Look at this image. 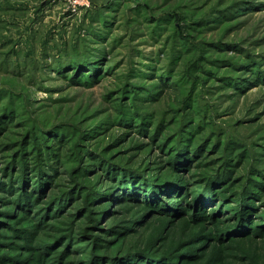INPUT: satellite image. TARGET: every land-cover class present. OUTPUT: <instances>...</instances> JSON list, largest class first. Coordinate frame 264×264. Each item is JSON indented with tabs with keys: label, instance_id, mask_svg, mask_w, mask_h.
Returning <instances> with one entry per match:
<instances>
[{
	"label": "rangeland",
	"instance_id": "rangeland-1",
	"mask_svg": "<svg viewBox=\"0 0 264 264\" xmlns=\"http://www.w3.org/2000/svg\"><path fill=\"white\" fill-rule=\"evenodd\" d=\"M69 1L0 0V264H264V0Z\"/></svg>",
	"mask_w": 264,
	"mask_h": 264
},
{
	"label": "trees",
	"instance_id": "trees-1",
	"mask_svg": "<svg viewBox=\"0 0 264 264\" xmlns=\"http://www.w3.org/2000/svg\"><path fill=\"white\" fill-rule=\"evenodd\" d=\"M94 63H88V64H86V62L85 61H83L82 63H80V65L81 66H92ZM109 66V65H108ZM108 66H105L106 67V70H108ZM83 70V68L81 69V71ZM90 78H92V75H90L89 76ZM99 77L100 76H96V78L95 79H99ZM73 79H76V78H79V74H77V75H75L74 77H72ZM35 170V169H34ZM33 170V171H34ZM42 170V169H41ZM40 170V172H41V176H40V181H41V187H42V177L44 176V172L43 171H41ZM35 172V171H34ZM112 174V173H111ZM113 175V174H112ZM114 177L116 176V174L115 175H113ZM33 180H31V182H32ZM34 182H35V180H34ZM120 183V182H119ZM124 183H126V182H124ZM164 183V182H163ZM162 182H160V184H163ZM8 184V183H7ZM121 184V183H120ZM178 184V183H177ZM4 185H5V183H4ZM127 185H130V184H127ZM131 186H133V185H131ZM5 188V187H4ZM162 189V191H161V193H163V192H172V190H173V192H176V191H179L178 190V188H180V184L178 185V188L176 189V188H174V186L172 187V190L171 189H169L168 187H167V185L165 186V187H161ZM182 188V187H181ZM38 189H40V187H38V188H36V187H34L33 189H31L32 190V194L34 193V195L36 196L37 195V191H38ZM31 190H29L28 192H30ZM28 192H26V199H28V197H29V193ZM181 192V191H180ZM181 194V193H180ZM208 195V194H207ZM207 195H205V194H201V193H197V194H195V198H196V201H198L199 200V202L200 203H203V199L204 198H206V196ZM182 197V196H181ZM161 198V197H160ZM180 198V197H179ZM203 198V199H202ZM178 200V199H177ZM180 200V199H179ZM178 200V201H179ZM164 201V199H160V202H163ZM178 203V202H177ZM75 215H76V213H75ZM74 216V215H73ZM70 226L72 227V223L70 224ZM61 230V229H60ZM67 235H69V237L71 236V237H75V238H77L76 236L78 235V233H66ZM53 237V239H54V234L52 235ZM64 239L65 237H59V238H57L54 242H55V244L57 243V242H60V240L61 239ZM39 245L37 246V250H38V252H39V258H37V261L36 262H34L33 264H44L43 262V257L45 256V254H46V260L45 261H47L48 259H50V260H52V259H54V260H56L55 262L57 263V264H64V262H66V261H62V259L61 258H65V256H67V255H69V248H67V247H63L61 244H56V246H59V247H56V249L54 248H52V249H50V248H46V249H43V247H42V242H41V240L39 239ZM96 244H98V243H93V248L94 247H96ZM84 246V245H83ZM84 248L85 247H83L82 248V250H84ZM84 252V251H83ZM58 253H60V256L59 257H56V256H58ZM52 258V259H51ZM66 260V259H65ZM83 260V259H82ZM70 261H68V262H66V263H69ZM83 264H95V262L93 261V260H88V261H86V263H84V262H82ZM45 264H47V263H45Z\"/></svg>",
	"mask_w": 264,
	"mask_h": 264
},
{
	"label": "built area",
	"instance_id": "built-area-1",
	"mask_svg": "<svg viewBox=\"0 0 264 264\" xmlns=\"http://www.w3.org/2000/svg\"><path fill=\"white\" fill-rule=\"evenodd\" d=\"M69 3H71L74 7H76V6L82 5V4L86 5L88 2H86L85 0H70Z\"/></svg>",
	"mask_w": 264,
	"mask_h": 264
}]
</instances>
